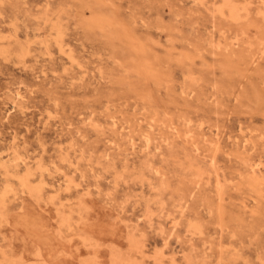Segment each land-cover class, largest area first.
<instances>
[{
    "label": "rangeland",
    "instance_id": "1",
    "mask_svg": "<svg viewBox=\"0 0 264 264\" xmlns=\"http://www.w3.org/2000/svg\"><path fill=\"white\" fill-rule=\"evenodd\" d=\"M117 255L264 264V0H0V264Z\"/></svg>",
    "mask_w": 264,
    "mask_h": 264
},
{
    "label": "bare ground",
    "instance_id": "2",
    "mask_svg": "<svg viewBox=\"0 0 264 264\" xmlns=\"http://www.w3.org/2000/svg\"><path fill=\"white\" fill-rule=\"evenodd\" d=\"M229 4V2H228ZM225 5V4H224ZM227 6V5H226ZM230 6V5H229ZM216 7V6H215ZM237 9V8H236ZM233 7H229V12L231 14V16L233 18H236L237 17V10ZM222 11V10H221ZM20 49H21V46H20ZM27 49V48H26ZM191 147V146H190ZM194 174V173H193ZM196 176V175H195ZM160 257V255H158ZM119 256L117 255L115 259H112V263L111 264H116V259L118 260ZM18 259V258H17ZM127 262V261H126ZM13 263V262H12ZM42 263V262H41ZM44 263V262H43ZM125 263V262H124ZM130 264V263H128Z\"/></svg>",
    "mask_w": 264,
    "mask_h": 264
}]
</instances>
